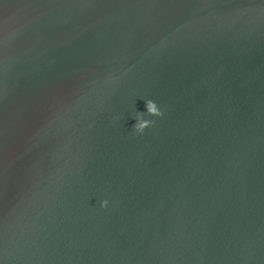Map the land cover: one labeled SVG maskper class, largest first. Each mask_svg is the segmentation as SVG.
Here are the masks:
<instances>
[{"label":"water","instance_id":"water-1","mask_svg":"<svg viewBox=\"0 0 264 264\" xmlns=\"http://www.w3.org/2000/svg\"><path fill=\"white\" fill-rule=\"evenodd\" d=\"M0 264H264V0H0Z\"/></svg>","mask_w":264,"mask_h":264},{"label":"clouds","instance_id":"clouds-1","mask_svg":"<svg viewBox=\"0 0 264 264\" xmlns=\"http://www.w3.org/2000/svg\"><path fill=\"white\" fill-rule=\"evenodd\" d=\"M145 107H146V113L149 116H161L162 115L157 104L155 102H153L152 100L145 101ZM153 123H154V121L144 119L143 113H140L137 115V117L135 119V123L133 125V128L135 129L136 133L142 134L143 131L146 128L150 127ZM107 204H108V201L105 200L102 202L101 207H107Z\"/></svg>","mask_w":264,"mask_h":264}]
</instances>
